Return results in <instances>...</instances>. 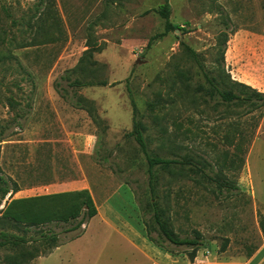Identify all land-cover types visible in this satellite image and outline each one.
Segmentation results:
<instances>
[{"label": "rangeland", "instance_id": "rangeland-1", "mask_svg": "<svg viewBox=\"0 0 264 264\" xmlns=\"http://www.w3.org/2000/svg\"><path fill=\"white\" fill-rule=\"evenodd\" d=\"M44 1L0 0V174L19 188L0 214L10 198L45 194L63 181H88L102 196L128 185L174 264H238L250 256L264 242V107L211 94L205 72L219 88L242 90L229 73L264 92V0ZM166 1L169 30L158 12ZM37 7L44 42L19 47L32 40ZM135 120L151 152L179 161L155 166V197L146 157L129 134ZM120 207L132 212L127 202ZM155 210L175 236L199 237L194 259L191 248L160 235ZM1 229L35 239L45 228ZM29 250L43 246H0V264Z\"/></svg>", "mask_w": 264, "mask_h": 264}, {"label": "trees", "instance_id": "trees-1", "mask_svg": "<svg viewBox=\"0 0 264 264\" xmlns=\"http://www.w3.org/2000/svg\"><path fill=\"white\" fill-rule=\"evenodd\" d=\"M41 5H44L46 2L44 0H39ZM3 10L6 8L3 6ZM42 9L37 7L34 18H37L35 24L31 25V28H34V35L31 41H21L19 47H29L34 45H39L44 42V39H39L40 30L42 25L37 22L42 18ZM158 12L165 19L166 30L173 28V25L170 22V6L169 2L166 1L165 4L161 5ZM24 20V19H23ZM30 27V24L27 26ZM35 36V37H34ZM4 41V37L0 32V44ZM227 42V35L225 34L222 44ZM222 48L221 62H224ZM194 60L202 67L200 63L199 54L195 51H192ZM230 82L233 85H240L242 90L234 91L233 89L219 88L218 83L216 82V77H211L205 72L206 80L210 83V92L211 94L218 93L223 101L231 103L238 102L244 104L253 105L255 108L264 107V92L259 91L252 86L235 81L231 79L229 73H227ZM79 81H73L72 85H79ZM248 91L250 94L244 95L243 91ZM131 103L135 114H137L136 102L131 96ZM75 104L80 107L83 106V101L81 99H76ZM134 137L136 142L139 144L141 151L144 153L149 173L150 181V190L153 197H155V187H154V178H155V166L167 167L172 164L179 163L176 159L164 158L151 152L148 148V144L143 135V126L139 120L134 121V127L129 133ZM12 177L6 176L4 173L0 174V204L5 199L9 192H16L19 190L17 182H14L15 187H11L10 180ZM231 188H238L236 185H232ZM93 197L88 188L77 189V190H67L61 192L45 193V194H36L23 197L10 198L9 201L5 202L4 208L1 209L0 214V224L1 225H11L13 227L21 228L24 231H29L32 229L45 228L41 231V235L35 239L29 238L26 233H15L11 232L8 229H1L0 231V246H25L28 244L38 243L43 246V251L35 252L33 250L28 251V257L14 264H27L30 263L33 259L39 256H44L52 252L54 248L59 246L62 243L71 241L79 237L83 232L86 223L90 219L93 213L92 207ZM82 211L80 213V209ZM79 210V211H78ZM76 217H73L74 215ZM154 219L159 224V233L161 236H164L170 243L175 245H185L192 249L190 253L191 259L196 257V252L198 247L202 244L199 237L190 238V237H177L172 234L163 224L160 218V214L157 210L154 213ZM54 228H59V231H55ZM150 230H147L148 237L153 241L157 246L162 247L169 253H174L172 249L164 245L161 241L155 240L150 235ZM72 234L68 237H63L62 234ZM51 245L47 246V244ZM44 244L46 247H44Z\"/></svg>", "mask_w": 264, "mask_h": 264}, {"label": "crops", "instance_id": "crops-1", "mask_svg": "<svg viewBox=\"0 0 264 264\" xmlns=\"http://www.w3.org/2000/svg\"><path fill=\"white\" fill-rule=\"evenodd\" d=\"M84 188H88L93 197V213L84 232L60 244L49 254L36 257L31 264H174V256L148 237L135 193L128 185H120L110 194L102 196L88 181L72 180L63 181L46 193ZM122 202H127L132 212H123L120 207ZM111 251L116 254L110 256ZM128 254L135 259L133 262L116 259ZM236 263L264 264V242L250 256Z\"/></svg>", "mask_w": 264, "mask_h": 264}]
</instances>
